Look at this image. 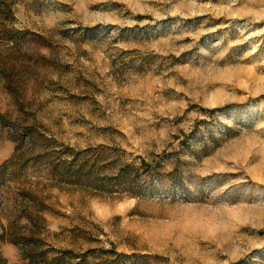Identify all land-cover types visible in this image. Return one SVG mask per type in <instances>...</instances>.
Listing matches in <instances>:
<instances>
[{
    "label": "rangeland",
    "instance_id": "obj_1",
    "mask_svg": "<svg viewBox=\"0 0 264 264\" xmlns=\"http://www.w3.org/2000/svg\"><path fill=\"white\" fill-rule=\"evenodd\" d=\"M0 264H264V0H0Z\"/></svg>",
    "mask_w": 264,
    "mask_h": 264
},
{
    "label": "trees",
    "instance_id": "obj_2",
    "mask_svg": "<svg viewBox=\"0 0 264 264\" xmlns=\"http://www.w3.org/2000/svg\"><path fill=\"white\" fill-rule=\"evenodd\" d=\"M121 178V175H118L116 178H115V180H119Z\"/></svg>",
    "mask_w": 264,
    "mask_h": 264
}]
</instances>
